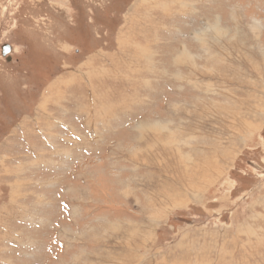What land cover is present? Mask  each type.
<instances>
[{"label": "rangeland", "instance_id": "374dc122", "mask_svg": "<svg viewBox=\"0 0 264 264\" xmlns=\"http://www.w3.org/2000/svg\"><path fill=\"white\" fill-rule=\"evenodd\" d=\"M0 58V264H264V0H0Z\"/></svg>", "mask_w": 264, "mask_h": 264}, {"label": "water", "instance_id": "95a60500", "mask_svg": "<svg viewBox=\"0 0 264 264\" xmlns=\"http://www.w3.org/2000/svg\"><path fill=\"white\" fill-rule=\"evenodd\" d=\"M9 48H10V46H8V45L3 47V55L6 57L9 56V54L11 53Z\"/></svg>", "mask_w": 264, "mask_h": 264}, {"label": "flooded vegetation", "instance_id": "af4514ba", "mask_svg": "<svg viewBox=\"0 0 264 264\" xmlns=\"http://www.w3.org/2000/svg\"><path fill=\"white\" fill-rule=\"evenodd\" d=\"M12 47V46H11ZM13 48V47H12ZM12 51H13V49H12ZM13 54V52H11L10 54H9V56H3V52H1V58H4V60L6 61V62H8L9 60L10 61H12L13 59H12V56H10V55H12ZM0 58V59H1ZM8 58H10V59H8ZM12 59V60H11Z\"/></svg>", "mask_w": 264, "mask_h": 264}, {"label": "bare ground", "instance_id": "6f19581e", "mask_svg": "<svg viewBox=\"0 0 264 264\" xmlns=\"http://www.w3.org/2000/svg\"><path fill=\"white\" fill-rule=\"evenodd\" d=\"M1 49H2V47H1ZM12 47L10 46V48H9V50H10V52H12ZM2 52H3V50H2ZM4 56V55H3ZM8 59H10V58H8ZM196 172V171H195Z\"/></svg>", "mask_w": 264, "mask_h": 264}]
</instances>
